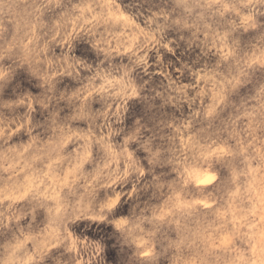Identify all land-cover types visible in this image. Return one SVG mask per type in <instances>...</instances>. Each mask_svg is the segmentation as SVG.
Here are the masks:
<instances>
[{"label": "clouds", "instance_id": "9594fccd", "mask_svg": "<svg viewBox=\"0 0 264 264\" xmlns=\"http://www.w3.org/2000/svg\"><path fill=\"white\" fill-rule=\"evenodd\" d=\"M0 264H264V0H0Z\"/></svg>", "mask_w": 264, "mask_h": 264}, {"label": "rangeland", "instance_id": "374dc122", "mask_svg": "<svg viewBox=\"0 0 264 264\" xmlns=\"http://www.w3.org/2000/svg\"><path fill=\"white\" fill-rule=\"evenodd\" d=\"M192 178L196 181L197 184H206V183L208 182V180H209V177H208V176H206V175H202V174L199 173V172H194V173L192 174ZM197 203H198L201 207H203V208H205V209H207V208L209 207V205H208V203H207L206 201H198ZM236 219H237V220H240L241 223L243 222V221L241 220L240 217H237ZM220 243H221V244H227V240H226V239H222V240L220 241Z\"/></svg>", "mask_w": 264, "mask_h": 264}]
</instances>
